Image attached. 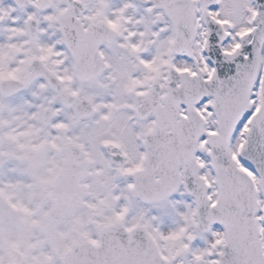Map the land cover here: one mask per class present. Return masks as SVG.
Returning a JSON list of instances; mask_svg holds the SVG:
<instances>
[{"label":"snow or ice","instance_id":"1","mask_svg":"<svg viewBox=\"0 0 264 264\" xmlns=\"http://www.w3.org/2000/svg\"><path fill=\"white\" fill-rule=\"evenodd\" d=\"M0 264H264V0H0Z\"/></svg>","mask_w":264,"mask_h":264}]
</instances>
